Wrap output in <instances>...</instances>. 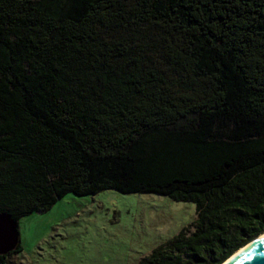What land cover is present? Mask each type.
<instances>
[{
  "label": "trees",
  "instance_id": "16d2710c",
  "mask_svg": "<svg viewBox=\"0 0 264 264\" xmlns=\"http://www.w3.org/2000/svg\"><path fill=\"white\" fill-rule=\"evenodd\" d=\"M105 191L195 206L138 264L264 233V0H0V214Z\"/></svg>",
  "mask_w": 264,
  "mask_h": 264
},
{
  "label": "rangeland",
  "instance_id": "374dc122",
  "mask_svg": "<svg viewBox=\"0 0 264 264\" xmlns=\"http://www.w3.org/2000/svg\"><path fill=\"white\" fill-rule=\"evenodd\" d=\"M195 206L160 195L67 194L18 221L22 251L7 264H138L195 221Z\"/></svg>",
  "mask_w": 264,
  "mask_h": 264
},
{
  "label": "water",
  "instance_id": "95a60500",
  "mask_svg": "<svg viewBox=\"0 0 264 264\" xmlns=\"http://www.w3.org/2000/svg\"><path fill=\"white\" fill-rule=\"evenodd\" d=\"M260 235L246 243L222 264H264V237ZM18 244V223L8 214H0V256L13 252Z\"/></svg>",
  "mask_w": 264,
  "mask_h": 264
},
{
  "label": "bare ground",
  "instance_id": "6f19581e",
  "mask_svg": "<svg viewBox=\"0 0 264 264\" xmlns=\"http://www.w3.org/2000/svg\"><path fill=\"white\" fill-rule=\"evenodd\" d=\"M260 236H263L264 237V233H262V235H260ZM243 249V248H242ZM240 251V250H239Z\"/></svg>",
  "mask_w": 264,
  "mask_h": 264
}]
</instances>
